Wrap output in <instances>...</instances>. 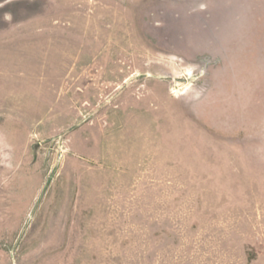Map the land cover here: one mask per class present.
<instances>
[{"label": "rangeland", "instance_id": "1", "mask_svg": "<svg viewBox=\"0 0 264 264\" xmlns=\"http://www.w3.org/2000/svg\"><path fill=\"white\" fill-rule=\"evenodd\" d=\"M0 264H264V0H0Z\"/></svg>", "mask_w": 264, "mask_h": 264}]
</instances>
